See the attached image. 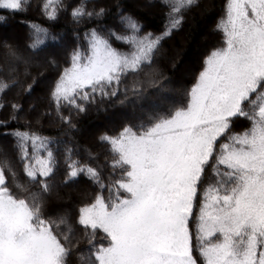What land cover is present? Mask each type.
<instances>
[{
  "label": "snow or ice",
  "instance_id": "1",
  "mask_svg": "<svg viewBox=\"0 0 264 264\" xmlns=\"http://www.w3.org/2000/svg\"><path fill=\"white\" fill-rule=\"evenodd\" d=\"M24 2L0 0V9L19 11ZM54 2L59 0H48V6ZM194 2L180 0L181 5ZM84 15L83 9L73 12L74 19ZM49 18L55 19L54 8ZM124 22L134 35L115 38L134 45V51L122 55L93 30L89 54L74 52L55 86L58 103L80 107L77 98L88 101L91 93H103L151 62L160 38L137 39L139 26L131 18ZM180 23L171 17L170 28ZM218 28L224 47L206 58L186 108L104 138L122 178L106 189L107 197L101 193L80 209L79 224L108 241L93 246L94 261L88 264H198L193 218L204 264H264V0H228ZM234 118H246L250 126L233 133ZM17 136L21 147L29 140L44 143L35 135ZM47 156L35 161L42 177L53 171L52 152ZM210 161L218 179L201 192ZM26 167L35 178L37 169ZM68 167L70 179L85 173L98 182L92 168L74 162ZM67 254L52 222L35 204L16 197L0 171V264H65Z\"/></svg>",
  "mask_w": 264,
  "mask_h": 264
},
{
  "label": "trees",
  "instance_id": "2",
  "mask_svg": "<svg viewBox=\"0 0 264 264\" xmlns=\"http://www.w3.org/2000/svg\"><path fill=\"white\" fill-rule=\"evenodd\" d=\"M227 2L195 0L185 5L175 29L170 28L172 0H59L51 6L48 0H25L19 11L0 9V169L10 191L35 204L41 216L52 222L68 249L65 264H88L94 261L93 246L108 243L103 233L93 237L91 229L79 224L80 209L101 193L107 197L106 189L122 178L104 138L118 137L125 128L149 126L187 107L206 58L224 47L218 26L226 17ZM53 8L55 19H50ZM77 9L85 15L74 19ZM126 18L139 26L137 39L160 38L151 62L122 76L118 85L106 87L103 93H91L88 101L77 98L80 107L58 103L55 86L71 66L74 52L89 54L93 30L119 53L134 51V45L115 38L134 35ZM249 126L246 118H234L230 131L241 133ZM17 133L35 135L44 143L29 140L21 147ZM49 151L52 173L30 177L26 165L47 160ZM70 162L95 170L98 182L84 174L70 179ZM213 163L206 166L201 192L218 179ZM197 211L194 208V217ZM190 226L195 257L204 264L195 240V218Z\"/></svg>",
  "mask_w": 264,
  "mask_h": 264
},
{
  "label": "rangeland",
  "instance_id": "3",
  "mask_svg": "<svg viewBox=\"0 0 264 264\" xmlns=\"http://www.w3.org/2000/svg\"><path fill=\"white\" fill-rule=\"evenodd\" d=\"M173 1V3L174 4H172V8H171V12H170V19H171V17H178L179 18V16H180V11H181V9L186 5V4H184V5H181L180 4V0H172ZM53 4H55V2L53 3ZM52 4V5H53ZM174 6H178L179 8H180V10L179 11H173V7ZM226 19V17L224 18V20ZM223 20V21H224ZM222 23V22H221ZM167 32H169V28L167 29ZM122 55H130L131 53H121ZM71 67V66H70ZM185 70H187V69H185ZM30 167H32V166H30ZM33 168H36L37 169V171H36V174H35V176H37V175H39V171H38V167H36V165L35 166H33ZM0 171H1V169H0ZM80 174H84V175H86L85 173H80ZM79 174V175H80ZM78 175V176H79ZM86 176H88V175H86ZM89 177V176H88Z\"/></svg>",
  "mask_w": 264,
  "mask_h": 264
}]
</instances>
